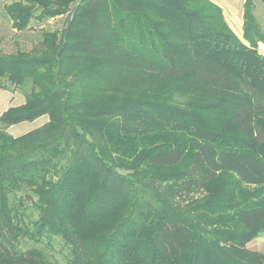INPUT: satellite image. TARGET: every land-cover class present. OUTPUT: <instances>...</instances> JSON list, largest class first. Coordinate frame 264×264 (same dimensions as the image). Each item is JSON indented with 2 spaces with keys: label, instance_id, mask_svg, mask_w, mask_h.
Segmentation results:
<instances>
[{
  "label": "trees",
  "instance_id": "1",
  "mask_svg": "<svg viewBox=\"0 0 264 264\" xmlns=\"http://www.w3.org/2000/svg\"><path fill=\"white\" fill-rule=\"evenodd\" d=\"M1 5L0 35L36 41H0V89L29 85L0 115V264H58L20 247L51 237L65 264H264L247 246L264 234V0L244 1L241 38L211 0ZM187 179L207 193L179 206Z\"/></svg>",
  "mask_w": 264,
  "mask_h": 264
},
{
  "label": "rangeland",
  "instance_id": "2",
  "mask_svg": "<svg viewBox=\"0 0 264 264\" xmlns=\"http://www.w3.org/2000/svg\"><path fill=\"white\" fill-rule=\"evenodd\" d=\"M63 19L64 17L48 20L44 23V28L48 30L60 28L63 25ZM34 40L36 41V36L32 33L26 36L25 34H21V36L19 35L17 38L10 31L0 35L1 45L6 53L14 52L16 47L29 50L31 47L29 43H32L31 41ZM15 41H17V43ZM10 90L11 91L0 89V113L9 107L21 104L24 100V94L29 91V85L17 89L10 86ZM41 118L48 120L47 116H42ZM43 119L15 124L9 128L8 133L13 137L21 136L41 126L44 122ZM180 169L182 168L173 170L171 173H175ZM168 190L172 192H170V195L173 196L172 200L179 206H186L191 200L198 199L207 193L205 189L197 188L191 179L181 181V183H172L171 186L168 187ZM35 215L36 214L31 210H28L26 219L29 217L33 219ZM247 246L252 250L264 252V234L252 240ZM20 247L22 249L30 247L37 248L46 256L48 261L57 262L58 264H65L66 259L69 258L68 248L64 245L63 241L57 237H51L50 239L44 238L39 244H34L30 240H24L20 242Z\"/></svg>",
  "mask_w": 264,
  "mask_h": 264
},
{
  "label": "crops",
  "instance_id": "3",
  "mask_svg": "<svg viewBox=\"0 0 264 264\" xmlns=\"http://www.w3.org/2000/svg\"><path fill=\"white\" fill-rule=\"evenodd\" d=\"M245 0H216L215 2L218 6L221 7L223 11V15L231 27V29L234 31V33L238 37H242V26H243V4ZM0 6H1V0H0ZM1 22V18H0ZM258 51L260 54L264 55V45L259 44L258 45ZM24 103V100L21 104ZM19 104V105H21ZM6 110V109H5ZM3 110L0 115L5 111ZM43 119V118H38ZM37 120V119H36ZM43 124L47 121L46 119H43ZM10 128V127H9ZM8 128V130H9Z\"/></svg>",
  "mask_w": 264,
  "mask_h": 264
}]
</instances>
